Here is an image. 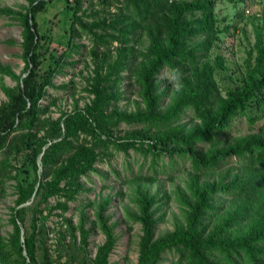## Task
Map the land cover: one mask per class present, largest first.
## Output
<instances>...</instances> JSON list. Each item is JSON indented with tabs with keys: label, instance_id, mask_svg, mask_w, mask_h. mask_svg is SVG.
<instances>
[{
	"label": "trees",
	"instance_id": "1",
	"mask_svg": "<svg viewBox=\"0 0 264 264\" xmlns=\"http://www.w3.org/2000/svg\"><path fill=\"white\" fill-rule=\"evenodd\" d=\"M53 1L27 0V4L18 9L0 7V12L16 19L21 27L24 73L16 75L14 86H2L6 98L0 102V150L6 154L14 144L20 145L23 152L16 175L13 174L17 195L9 216L11 230L6 237L0 234V264H38L34 246L37 214H34L40 213V209L36 208L32 214L29 233L22 234L18 224L22 220V204L39 188L43 200L58 192L65 200L73 198L82 187L80 175L95 169V143L110 140L108 134L105 139L101 138L104 129L102 131L94 118L102 114L106 100L96 88L92 89L91 104L73 107L63 113V117L45 115L40 105L67 46L72 43L80 3V0H58L65 14L60 19L66 39L63 46L59 42L57 47L52 43L50 31L51 24L56 22L51 18L55 12L50 16L41 15ZM129 2L136 16L132 23L139 26L141 22L147 36L140 68L135 72L142 107L134 112L118 113L112 120L121 119L132 125L160 130L177 122L187 108L199 114V120L184 131L166 129L149 138L141 129H134L114 141L115 146L124 151L134 147L148 150L153 157L166 154L167 163H172L176 156L187 158L192 173L184 182V190L175 193L181 218L171 229L159 233L156 228L160 215L155 210L159 200L155 192L141 184L132 187L135 209L125 208L124 213L141 228L135 264H160L165 251L174 252L178 264H264V122L252 131L222 140L224 130L236 114L245 113L249 108L257 111L247 114L249 123L264 116L261 30L254 29L253 44L239 82L219 95L213 72L224 67L223 58L220 54L211 60L205 57L216 32L215 0ZM39 23L44 24L43 30H39ZM164 67L182 70L184 88L180 92L160 87L157 76ZM168 94L172 97L161 108L162 99ZM40 129L42 132L38 133ZM81 133L89 135L92 143L78 141ZM231 156H235L240 167L226 180H198L197 172L216 170ZM38 174V184L34 187ZM218 195H225L227 199L219 204ZM108 201V198L102 199L93 210L92 223L103 233L104 239L97 244L89 264H106V255L114 242L112 224L104 214ZM59 205L66 208L65 201ZM64 220L70 233L78 230L80 244L86 246L91 227L85 226L84 213L76 225L69 219Z\"/></svg>",
	"mask_w": 264,
	"mask_h": 264
},
{
	"label": "rangeland",
	"instance_id": "2",
	"mask_svg": "<svg viewBox=\"0 0 264 264\" xmlns=\"http://www.w3.org/2000/svg\"><path fill=\"white\" fill-rule=\"evenodd\" d=\"M26 4L27 0H0V7L18 9ZM52 12H55L54 16ZM213 13L216 32L205 57L211 60L216 54L222 56L224 67L214 70L213 76L219 95H224L225 89L238 83L241 78L245 59L253 44L255 28L261 30L264 41V0H215ZM41 15H51L53 22L56 21L50 29L52 43L57 47L59 42L64 45L66 34L60 18L65 14L60 2L54 0L48 6V11ZM76 16L72 43L67 46L40 105L45 115L54 118L73 107L83 108L85 104H91L94 98L92 89L96 88L106 100L102 104V114H96L94 118L102 131L104 129L101 138L105 139V134H108L110 140L95 143V169L80 175L82 187L74 193L73 198L65 200L58 192L43 200L40 188L32 191V196L22 204V220L18 221L20 233H29L32 214L38 208L40 213L34 214H37L34 246L38 264H89L97 244L104 239L103 233L92 223L93 210L95 204L108 198L104 214L108 215L107 222L112 224L114 242L106 255V264H135L141 228L137 221L124 213L125 208L135 209L131 200L132 187L141 184L155 192L159 200L155 209L156 214L160 215L156 228V233H159L171 229L173 223L181 218L175 193L184 190V182L192 173L187 158L176 156L172 163H167L166 154L153 157L148 150L134 147L124 151L117 148L114 141L134 129H141L149 138L166 129L184 131L199 120V114L187 108L177 122L160 130L132 125L121 119L113 121L118 113H130L142 107L135 72L140 68L141 51L147 44L145 30L141 28V22L139 26L132 23L136 16L129 0H80ZM43 28L44 24L39 23V30ZM20 29L16 19L0 12V102L6 98L2 86H14L16 75L23 74ZM168 69L164 67L159 74ZM159 74L160 87L171 91L172 85L167 80L159 79ZM170 97L169 94L163 97L161 108L169 102ZM255 112L249 108L245 113L236 114L230 126L224 130L222 140L252 131L262 124L264 116L252 123L247 121V114ZM41 132L42 129L38 131ZM92 140L89 135L79 134L78 141L89 144ZM22 152L20 145L16 147L14 144L6 154L0 150V165L3 163L0 166V234L4 237L11 230L9 216L17 195L13 174L16 175L15 170L19 168ZM37 166L39 173V157ZM239 167L235 156H231L220 168L197 172L196 176L200 182L219 178L226 180ZM38 178L39 174L34 187L38 184ZM226 199L225 195L216 197L219 204ZM61 201H65V209L59 205ZM82 212L85 226L91 227L84 247L80 244L78 230L70 233L64 220L69 219L71 224L76 225ZM161 256L160 264H178L172 251H165Z\"/></svg>",
	"mask_w": 264,
	"mask_h": 264
},
{
	"label": "clouds",
	"instance_id": "3",
	"mask_svg": "<svg viewBox=\"0 0 264 264\" xmlns=\"http://www.w3.org/2000/svg\"><path fill=\"white\" fill-rule=\"evenodd\" d=\"M183 76L184 74L182 70L178 67H175L166 71H162L159 74V79L167 80L176 92H180L184 88Z\"/></svg>",
	"mask_w": 264,
	"mask_h": 264
},
{
	"label": "water",
	"instance_id": "4",
	"mask_svg": "<svg viewBox=\"0 0 264 264\" xmlns=\"http://www.w3.org/2000/svg\"><path fill=\"white\" fill-rule=\"evenodd\" d=\"M23 74H24V73H23ZM23 74H22V75H23Z\"/></svg>",
	"mask_w": 264,
	"mask_h": 264
}]
</instances>
